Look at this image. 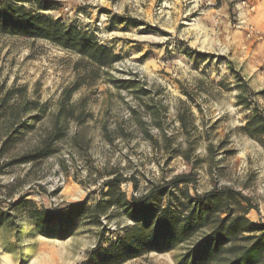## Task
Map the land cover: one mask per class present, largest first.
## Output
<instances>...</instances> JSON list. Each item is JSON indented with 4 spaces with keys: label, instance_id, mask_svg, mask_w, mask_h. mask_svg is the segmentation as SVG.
<instances>
[{
    "label": "rangeland",
    "instance_id": "obj_1",
    "mask_svg": "<svg viewBox=\"0 0 264 264\" xmlns=\"http://www.w3.org/2000/svg\"><path fill=\"white\" fill-rule=\"evenodd\" d=\"M38 1L0 4L77 28L119 60L100 68L49 41L0 34V264H103L90 254L134 225L122 210L79 218L63 237L33 212L92 207L115 179L130 202L163 188L162 205L175 207L187 193L230 188L264 225V146L244 132L264 116V0H40L46 11ZM63 107L70 118L54 153L12 163L53 135ZM33 116L16 134L17 118ZM181 175L193 183H170ZM204 235L121 264H179Z\"/></svg>",
    "mask_w": 264,
    "mask_h": 264
},
{
    "label": "trees",
    "instance_id": "obj_2",
    "mask_svg": "<svg viewBox=\"0 0 264 264\" xmlns=\"http://www.w3.org/2000/svg\"><path fill=\"white\" fill-rule=\"evenodd\" d=\"M38 6L43 11L50 8L45 1L40 0ZM0 34L49 41L89 59L100 68H110L119 60L111 49L92 41L83 31L66 27L61 21L51 17L32 15L18 6L0 4ZM120 84H126L124 88L127 90L134 87L130 80ZM2 103L0 101V106ZM32 105L40 108L39 103L34 102ZM64 113L69 114L70 110L63 107L55 119L53 135L41 147L12 163L36 162L52 155V144L64 136L67 127L65 121L70 118L67 115L63 117ZM37 119L39 118L33 116L25 122L22 118H17L16 134H20L21 130H29ZM244 132L264 146V116L255 112ZM2 153L3 149L0 150V156ZM119 183V179L110 180L107 183L109 191L92 207H87L85 203L66 208L55 215L37 210H34L33 215L39 225L47 224V228L51 230L49 235L63 237L66 235L65 227L74 226L75 220L79 218L98 221L111 208L122 210L134 225L126 227L124 235L109 250L98 248L91 253L88 261L94 257L95 260L100 259L103 264H108V261L115 258L118 260L116 264H121L145 252H165L205 232L200 242L182 257L179 264H264V225H257L247 218L253 207L240 193L230 188L214 189L196 197L187 193L185 202L175 207L172 200L165 206L162 205L166 197V190L163 188L151 189L146 196L133 198L130 202L121 192ZM170 183L178 187L191 184L193 180L189 175H181ZM242 203H246L247 207ZM50 218L58 221V228L49 223ZM7 219V215H2L0 211V224Z\"/></svg>",
    "mask_w": 264,
    "mask_h": 264
}]
</instances>
